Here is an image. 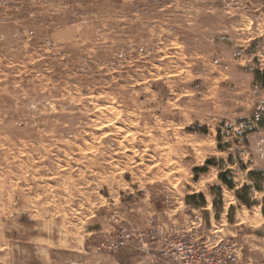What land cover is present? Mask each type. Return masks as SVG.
Here are the masks:
<instances>
[{
	"label": "rangeland",
	"instance_id": "rangeland-1",
	"mask_svg": "<svg viewBox=\"0 0 264 264\" xmlns=\"http://www.w3.org/2000/svg\"><path fill=\"white\" fill-rule=\"evenodd\" d=\"M262 259L264 0H0V264Z\"/></svg>",
	"mask_w": 264,
	"mask_h": 264
},
{
	"label": "trees",
	"instance_id": "trees-1",
	"mask_svg": "<svg viewBox=\"0 0 264 264\" xmlns=\"http://www.w3.org/2000/svg\"><path fill=\"white\" fill-rule=\"evenodd\" d=\"M258 74H262V73L259 71ZM219 138H221V137L219 136ZM219 140H220V139H219ZM210 163H211V161H208V164H210ZM198 170H200V169H198ZM227 173H229V171H226V172L221 173V175H220V176H221V179H222L223 182H224L225 184H227L231 189H234V187H235L236 185H235V183H234V181H233L232 179H229V178L226 177V176H227ZM250 189H251V186H250V185H245V186L243 187V189H242L241 191H238V193H237L238 198H239L241 201H243L245 204H247V205H251V202H250V199H249V198L244 197L243 192H244V190H245V191H248V190H250ZM199 197H201L202 200H205V195L200 194Z\"/></svg>",
	"mask_w": 264,
	"mask_h": 264
},
{
	"label": "built area",
	"instance_id": "built-area-1",
	"mask_svg": "<svg viewBox=\"0 0 264 264\" xmlns=\"http://www.w3.org/2000/svg\"><path fill=\"white\" fill-rule=\"evenodd\" d=\"M178 246V247H177ZM176 246L177 252H179L181 255H185V257H189L188 255L186 256L188 249L186 247V245H183L182 243H179V245ZM195 264H198V262L196 261Z\"/></svg>",
	"mask_w": 264,
	"mask_h": 264
},
{
	"label": "crops",
	"instance_id": "crops-1",
	"mask_svg": "<svg viewBox=\"0 0 264 264\" xmlns=\"http://www.w3.org/2000/svg\"><path fill=\"white\" fill-rule=\"evenodd\" d=\"M254 264H264V259H262V260H258V261L255 262Z\"/></svg>",
	"mask_w": 264,
	"mask_h": 264
}]
</instances>
